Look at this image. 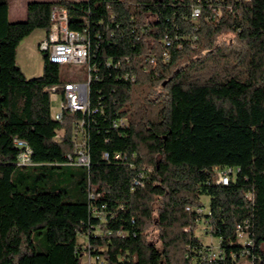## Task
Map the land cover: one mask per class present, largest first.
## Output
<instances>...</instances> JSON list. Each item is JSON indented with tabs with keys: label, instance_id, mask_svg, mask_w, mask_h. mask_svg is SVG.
<instances>
[{
	"label": "trees",
	"instance_id": "1",
	"mask_svg": "<svg viewBox=\"0 0 264 264\" xmlns=\"http://www.w3.org/2000/svg\"><path fill=\"white\" fill-rule=\"evenodd\" d=\"M9 2L0 0V264H80L83 254L91 264H264V0L30 1L20 22ZM54 7L85 33L96 70L88 167L67 159L82 115L52 118L49 90L69 82L61 66L43 54L42 74L27 78L16 63L22 41L48 34ZM14 139L33 165H17Z\"/></svg>",
	"mask_w": 264,
	"mask_h": 264
},
{
	"label": "built area",
	"instance_id": "2",
	"mask_svg": "<svg viewBox=\"0 0 264 264\" xmlns=\"http://www.w3.org/2000/svg\"><path fill=\"white\" fill-rule=\"evenodd\" d=\"M192 21L197 24L200 19L199 9H194L191 15ZM37 49L48 56L50 63L63 66V65H78L83 66L86 70V79L82 82L69 81L64 84L55 85L50 88V99L52 94H57L60 97V103L57 112L52 114V118L58 122H61L64 117V113L74 115L80 113L82 117L72 120V144L73 153L67 155L68 163L73 166H89V154L87 148V132L85 127L84 116L90 112V84L94 77L93 72L95 68L90 63V45L84 32L72 31L68 27L67 11L65 8L54 7L50 15L49 32L44 36L37 44ZM164 58L167 60V55L164 54ZM154 58H151V63L154 62ZM118 64V63H117ZM95 78V77H94ZM57 101V100H56ZM122 120L114 122V127L122 126ZM56 138L60 139V134L56 135ZM13 143L20 152L17 156L18 166H30L33 165L31 160V149L27 142L19 139H14ZM107 157V154H104ZM115 158H120L119 154L115 155ZM231 170H217L216 171V185H227L229 183V175ZM134 184H140L139 179ZM190 211V208H186ZM194 212L203 215H208V209L203 207L194 208ZM185 228L184 231H187ZM205 237L210 236L206 231L203 234ZM203 236V237H204ZM236 236L242 241L243 245H249L247 241V234L242 230L240 225L236 226ZM211 237V236H210ZM212 238V237H211ZM213 239V238H212ZM213 247V250L219 253L218 244L206 243ZM216 241V240H215ZM214 254L212 257H214ZM88 264L94 263V259L88 256Z\"/></svg>",
	"mask_w": 264,
	"mask_h": 264
},
{
	"label": "rangeland",
	"instance_id": "3",
	"mask_svg": "<svg viewBox=\"0 0 264 264\" xmlns=\"http://www.w3.org/2000/svg\"><path fill=\"white\" fill-rule=\"evenodd\" d=\"M30 1H56V0H10L9 2V20L11 22H20L26 20V4ZM43 31H35L27 39L22 41L17 48L16 63L23 74L29 77H37L42 74L43 53L37 49L38 41L43 37ZM231 35H224L220 40H230ZM60 77L64 81L82 82L86 79V70L83 66L74 64L63 65L60 67ZM57 100V101H56ZM60 103V97L57 94L51 95V113L57 112ZM73 130V128H71ZM61 134V133H60ZM205 204L208 203L206 197L201 199ZM200 228V227H199ZM198 236L202 235V229L197 231ZM153 241L157 240V233L151 229V236ZM78 242L83 243V238L78 237ZM206 243L216 244V241L210 236L202 237ZM80 264H88L86 254H83L80 259ZM239 264H251L247 259H243Z\"/></svg>",
	"mask_w": 264,
	"mask_h": 264
},
{
	"label": "crops",
	"instance_id": "4",
	"mask_svg": "<svg viewBox=\"0 0 264 264\" xmlns=\"http://www.w3.org/2000/svg\"><path fill=\"white\" fill-rule=\"evenodd\" d=\"M43 34H44V32H43ZM44 36H45V35H43V37H44ZM43 37H42V38H43ZM27 38H28V37H27ZM27 38H26V39H27ZM42 38H41V39H42ZM41 39H40V40H41ZM40 40H39V41H40ZM39 41H38V43H39ZM38 43H37V44H38Z\"/></svg>",
	"mask_w": 264,
	"mask_h": 264
}]
</instances>
